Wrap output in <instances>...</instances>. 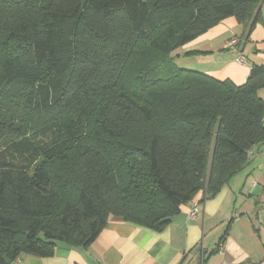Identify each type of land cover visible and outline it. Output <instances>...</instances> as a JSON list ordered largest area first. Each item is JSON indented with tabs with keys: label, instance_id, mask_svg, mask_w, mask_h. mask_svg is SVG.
<instances>
[{
	"label": "trees",
	"instance_id": "1",
	"mask_svg": "<svg viewBox=\"0 0 264 264\" xmlns=\"http://www.w3.org/2000/svg\"><path fill=\"white\" fill-rule=\"evenodd\" d=\"M263 2L0 0V264L213 198L264 142V66L235 86L172 53Z\"/></svg>",
	"mask_w": 264,
	"mask_h": 264
},
{
	"label": "crops",
	"instance_id": "2",
	"mask_svg": "<svg viewBox=\"0 0 264 264\" xmlns=\"http://www.w3.org/2000/svg\"><path fill=\"white\" fill-rule=\"evenodd\" d=\"M243 33L242 25L227 18L175 51L185 55V69L240 86L252 65L264 66V2L260 21L249 35ZM258 96L264 101V89ZM204 197L198 192L182 205L161 232L111 218L89 245H60L51 257L21 255L11 264H262L264 142L213 198Z\"/></svg>",
	"mask_w": 264,
	"mask_h": 264
},
{
	"label": "rangeland",
	"instance_id": "3",
	"mask_svg": "<svg viewBox=\"0 0 264 264\" xmlns=\"http://www.w3.org/2000/svg\"><path fill=\"white\" fill-rule=\"evenodd\" d=\"M177 54H180L179 51H173L172 56L175 57L173 62L175 67L185 69V55L180 54L179 57H176ZM127 75L131 76L132 72H129Z\"/></svg>",
	"mask_w": 264,
	"mask_h": 264
},
{
	"label": "built area",
	"instance_id": "4",
	"mask_svg": "<svg viewBox=\"0 0 264 264\" xmlns=\"http://www.w3.org/2000/svg\"><path fill=\"white\" fill-rule=\"evenodd\" d=\"M261 122H262V126L264 128V114H263V117H262V121ZM249 154H250V151L248 153V156H249ZM196 214H197V209L196 208H193L192 211L189 213V217L192 219V218H194L196 216ZM262 264H264V262Z\"/></svg>",
	"mask_w": 264,
	"mask_h": 264
}]
</instances>
